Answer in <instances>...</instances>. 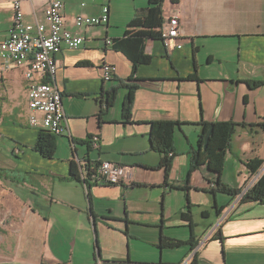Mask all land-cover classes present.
Instances as JSON below:
<instances>
[{
  "label": "crops",
  "instance_id": "obj_1",
  "mask_svg": "<svg viewBox=\"0 0 264 264\" xmlns=\"http://www.w3.org/2000/svg\"><path fill=\"white\" fill-rule=\"evenodd\" d=\"M64 1L66 27L86 41L55 56L69 132L52 158L36 149L42 128L30 124L24 70L0 59V264H264V203L215 190L220 180L243 192L264 172L245 165L264 160V85L251 87L264 80V0H166L183 47L147 40L151 61L137 67L136 82L133 62L106 40L125 38L149 1L110 0L109 24L82 30L75 18L99 15L102 0ZM47 3L23 0L24 21L44 22ZM13 19L12 0H0L1 38ZM105 63L116 66L112 81L103 80ZM158 121L179 123L169 170L150 143ZM215 122L237 124L225 168L191 171L203 124ZM102 161L127 166L131 182L84 184L73 175V162L79 173L81 163ZM165 238L188 243L162 247Z\"/></svg>",
  "mask_w": 264,
  "mask_h": 264
},
{
  "label": "built area",
  "instance_id": "obj_2",
  "mask_svg": "<svg viewBox=\"0 0 264 264\" xmlns=\"http://www.w3.org/2000/svg\"><path fill=\"white\" fill-rule=\"evenodd\" d=\"M22 1L12 0L14 19L7 37L1 38L3 32L0 27V59L4 63V69L17 67L24 70V76L29 81L28 106L32 112L31 126L36 127L40 124L42 130L57 137L64 136L69 132V128L63 107L62 91L56 83L58 65L55 56L65 48L77 49L84 46L86 40L80 33L66 27L64 0H48L44 10L45 21L36 24L24 21ZM85 5L82 3V6ZM163 16L165 21L161 30L162 42L167 46L182 48L183 45L179 42L181 37L179 18L167 10H163ZM109 20L110 0H102L99 15L80 14L75 18L74 24L82 30L107 26ZM106 44L112 46L113 41L108 39ZM116 71L115 65L105 63L102 67L103 80L112 81ZM36 76L40 77V81L36 80ZM44 79L48 81H43ZM103 107L106 108L107 104L103 103ZM38 114L41 115L40 119ZM92 146L99 148L98 135L92 137ZM78 174L84 184L122 185L131 182L129 168L111 161H102L98 165L81 163ZM246 191L239 194L240 199Z\"/></svg>",
  "mask_w": 264,
  "mask_h": 264
},
{
  "label": "trees",
  "instance_id": "obj_3",
  "mask_svg": "<svg viewBox=\"0 0 264 264\" xmlns=\"http://www.w3.org/2000/svg\"><path fill=\"white\" fill-rule=\"evenodd\" d=\"M148 8L141 14L136 15L127 26L125 38L113 41V46L127 55L133 62V73L129 82H136L137 67L141 64H148L151 56L145 53L147 40H161V30L164 26L163 5L166 0H148ZM196 75H190L185 80H194ZM43 81H48L44 79ZM264 85V80L252 82V88H259ZM128 96L123 105V116L126 120L132 117V105L137 85H127ZM116 99V91L108 93L106 104L111 106ZM179 126L174 121H158L151 123L150 143L154 151L163 155L161 166L169 170L174 155V135ZM212 127V132L205 145V137ZM237 124L234 122H215L203 124L202 133L198 137L197 150L192 156L191 171L207 165L210 171L220 176L225 168L226 153L231 147V141L236 132ZM57 136L46 130H40L36 149L46 158H52L57 150ZM250 173L255 174L264 166V160L255 158L245 162ZM73 175L78 178V168L73 162ZM216 189L220 192L236 197L242 193V189H232L224 185L220 180L216 182ZM243 202L264 203V172L256 182L248 188L242 197ZM187 217V215H184ZM188 242L165 238L162 247H179Z\"/></svg>",
  "mask_w": 264,
  "mask_h": 264
},
{
  "label": "water",
  "instance_id": "obj_4",
  "mask_svg": "<svg viewBox=\"0 0 264 264\" xmlns=\"http://www.w3.org/2000/svg\"><path fill=\"white\" fill-rule=\"evenodd\" d=\"M212 132V127L210 128L209 132L207 133L206 137H205V145H207L208 139L210 137V134Z\"/></svg>",
  "mask_w": 264,
  "mask_h": 264
},
{
  "label": "flooded vegetation",
  "instance_id": "obj_5",
  "mask_svg": "<svg viewBox=\"0 0 264 264\" xmlns=\"http://www.w3.org/2000/svg\"><path fill=\"white\" fill-rule=\"evenodd\" d=\"M108 106V105H107Z\"/></svg>",
  "mask_w": 264,
  "mask_h": 264
}]
</instances>
